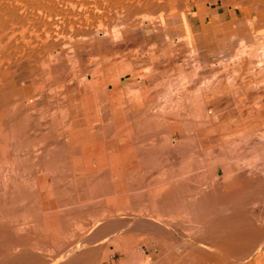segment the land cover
I'll use <instances>...</instances> for the list:
<instances>
[{
    "label": "bare ground",
    "instance_id": "obj_1",
    "mask_svg": "<svg viewBox=\"0 0 264 264\" xmlns=\"http://www.w3.org/2000/svg\"><path fill=\"white\" fill-rule=\"evenodd\" d=\"M20 2L18 4L16 0H0V264H30L32 258L33 261L35 260L34 256L38 257V254L47 251L50 245L57 246L55 251L57 248L68 247L69 241L67 242L66 238L68 236L72 239L77 237L75 228L79 223H81V226L79 225L81 228L84 225L82 228L84 231L90 223L98 222L95 228L97 232L94 231L96 234L92 233L90 237L96 240L98 236L99 239L109 240L113 238L108 237L110 230L119 225L118 220L111 217V213L127 208L133 211L132 214H137V211L140 213L144 203L152 207L154 212L157 211L160 217L167 215L166 218L168 216L171 218L180 208L188 213L186 215L190 218L187 216L186 219H190L189 222H191L187 221L186 225L191 224V226L187 228L186 225L183 226L196 242L194 247H189L191 251L187 248L190 251L186 259L189 264H252L260 260L259 252L264 247V222H261L258 216L253 215V209L249 210L247 207H251L250 204L253 202L254 208L257 204L264 203L263 177L260 179L264 171L259 170L260 175L258 174L257 177L255 174L257 175L258 172L252 165L253 161L248 163L254 168L251 169L256 171L254 179L250 175L252 170L244 169H248V166L244 167L243 163L250 160H242L243 163L240 162V165H244V168L240 170L238 165L239 169L235 170L237 173L240 171L241 182L239 183L242 185L240 186L237 181V184L230 186L233 190L225 189V183L221 181L222 175L224 172L228 175L233 174L232 168L224 171L223 150L225 151L228 145L220 144L202 149L199 142L198 146H194L195 140L193 139L198 138L195 126H198L199 122L197 121L195 125L191 122L192 120L190 122L195 128L191 131H195L193 133L196 134V138L192 137L193 142H191L189 137L193 133L189 134L191 133L189 132L186 140L181 139L186 135L176 132V126L164 124L161 118L162 116L168 117L169 108L171 111L176 108L177 102L174 99V102L170 99V103H176L172 105L174 108L169 107L171 104L168 103V99V102L165 101L164 96L163 100L165 99L167 107L164 106L165 103H161L163 105L160 106V102V105H157V102L154 104L158 108L156 106L145 109L146 106L140 104H135L131 108L126 106L124 101L130 91L119 83L117 70L110 64L101 68H95L93 65L87 66L85 62L88 60L81 55L85 42L83 44H80L79 40L75 42L72 34L69 35L73 37L72 39L67 36L75 43L72 46L74 56L70 55L69 58L64 57L68 53L64 56L58 54L57 58L56 55L53 56L54 52H58L61 43L51 37V29H46L45 21H41L40 25L34 28L35 30L32 28L38 34L34 38L33 35H29L27 40L25 36L30 32V20L39 18L33 14L36 8L34 4L42 0H26L28 5L29 2H35L29 5L30 8L25 7L26 3L21 8ZM13 3H17L20 7L14 6ZM42 26L43 29L40 30ZM68 29L72 27L69 26ZM53 30L56 28L53 27ZM17 34L18 38L20 34L22 42L15 38ZM64 39L66 41V37ZM95 45L98 47L99 44L95 43ZM68 47L71 46L68 45ZM68 47L65 46V48ZM109 52V50L105 51L107 63H111L109 57L111 52ZM92 66L94 68H91ZM149 70L154 71L153 68ZM134 72L132 73L134 76L138 74ZM86 73H89L88 77ZM173 80H176L175 77ZM171 85L174 87V83ZM189 88L186 87V89ZM187 92L185 91L186 94ZM182 99L184 97L179 100L183 101ZM206 101L200 108L202 109L201 116L207 117L210 128L204 134L208 138L213 134L215 139L219 128L222 127L221 122L217 120L221 112L220 101L212 99ZM179 103H182L181 107L184 104ZM189 104L190 102L184 105L182 107L184 110L180 111L186 112L185 107ZM194 105L199 106L200 104L198 105V102L194 100ZM195 106L192 110H195ZM189 109L187 108L188 115L184 112L187 116L191 113ZM197 111L200 110L197 109ZM232 115L227 114L223 123L231 124ZM130 118L134 120L129 125L133 129H126L124 125ZM195 119H197L196 116ZM190 122L186 123L187 126ZM158 123H163V125H158ZM166 123L169 124L167 120ZM164 132L169 135L165 134V137ZM175 136L181 139L178 147L175 144L177 141H173ZM170 149L173 150L170 151ZM175 150L182 154L179 155L183 161L179 163H183V166L189 169L186 168L187 170L183 171L181 170L183 166H181L178 167L181 172L177 173L178 169L176 170L175 164H178L176 161L178 162L180 157L177 154V160L174 157L176 155H172ZM183 151L187 154L191 153L187 155ZM227 151L228 149L226 153H229ZM201 155H204L205 159L212 160L207 163ZM254 155H256L255 152ZM233 156L235 157V153ZM197 157L198 160H203L208 164L209 171L204 170L206 164L197 166V163L200 164L197 162ZM238 157L243 158L241 154ZM252 157H254L253 154ZM234 159L237 160V158ZM258 161L259 159L254 165ZM191 165H196L197 167L194 166V168L199 170L203 167L204 173L202 170L200 171L202 173L197 171L200 176L210 174L207 176L208 179H201L202 187L200 184L197 185V182L195 183L196 180L198 181L196 175L193 174L196 169L191 174ZM210 171L218 173H208ZM186 172L190 175L184 178L183 173L186 174ZM154 173H158L159 176H154ZM178 175L183 178L179 179ZM238 186L240 187L234 188ZM260 206L263 207V204ZM127 210L124 212L126 213ZM149 211H151L150 208L146 213ZM154 214L156 218H150ZM154 214L149 215L150 217L140 215L139 218L135 216L137 217L135 219L127 218L132 220L130 227L134 230L151 229L152 235L155 232L157 234L175 232V228L162 224V217L159 219L160 217ZM176 217L178 218V215ZM164 220L165 223L170 221L169 219ZM172 220L176 221L174 218ZM130 222L126 224L129 225ZM75 223H77L76 227H72ZM124 224H120L121 227L125 226ZM93 243L92 240L91 242L79 241L77 245L72 244L62 253L61 262L69 259L70 261L65 264H86L96 252V248L91 247ZM187 249L185 247L182 251H187Z\"/></svg>",
    "mask_w": 264,
    "mask_h": 264
},
{
    "label": "rangeland",
    "instance_id": "obj_2",
    "mask_svg": "<svg viewBox=\"0 0 264 264\" xmlns=\"http://www.w3.org/2000/svg\"><path fill=\"white\" fill-rule=\"evenodd\" d=\"M25 1L21 0L20 2V0L18 1L16 0L18 4L20 2L21 8L23 5H25L24 4L26 3ZM32 1H40V0H32ZM17 3L16 4L13 3L14 6L16 5L20 7ZM29 3L33 5V3L35 2H29ZM29 5L27 2L25 7L30 8ZM34 5H36V8L34 9L35 13L33 14H35L36 18L38 17L39 18L38 20H35V18L30 20L32 22V23L30 22V32L26 33L27 36H25V38L28 40L30 37L29 35L31 36L33 35L32 37L34 38L35 35L38 34L37 32L34 31L35 30L34 28H37L40 25L41 21H45L46 25L48 26V27L46 26V29L47 30L51 29L50 31L51 34L49 33L51 37L55 40H58L61 43V46L59 47L58 52L53 53V56L56 55V58L59 57V55L61 56V54H63L64 56L67 53H68L67 56H64L65 58H69L70 55L74 56L73 55L74 51H72V46L75 44L74 41L78 42L79 40L80 44H83L85 42L86 44L84 43V47H83L84 49L83 50L80 49V50L82 51L81 53L82 57L88 60L85 62L87 66L93 65L95 68H101L102 66L104 67V65H109V64L113 65V67L117 70L116 73L119 74L118 75L119 83L124 85L125 87L131 82H135V83L139 82L138 83L139 85H137L139 91L131 92L132 91L131 89L133 87L132 85H130L128 88L126 87V89L130 91L129 94L125 98L126 102L124 101V103H126L125 104L126 106L131 108L135 104L142 105L143 100L146 101L148 99L147 93L145 92L146 93L145 96H138L137 92L139 93L140 89L147 90L148 88L152 89L151 91L152 96L155 97L156 99L155 101H152L151 105L153 107H156L157 105H160L161 103L163 104L165 103L164 104L165 106L166 102L169 101L168 103H170L171 100L172 102H174L175 100V102H177V106L180 104L182 105V103H179V102L184 103L187 100L186 98H188L186 103L188 104L190 102L191 104L192 102L191 104L192 106L190 104L189 105L192 108H194V106L197 104L195 103L194 105V100L195 102L197 101L198 105L200 104L199 106H195L196 107L195 112H197L196 113L197 119H195V117L190 118V116H187L188 118L186 119L185 117H182V120L183 118L185 120L191 119L192 122L196 121V124L199 122L197 124L198 126H196V132H195L197 134L195 135L198 136V138H196L193 132H192L193 134L189 133V134H192L191 136L189 135L191 142L195 140V143L193 142L194 146H198L199 142H200L199 146L201 145L202 149H207V148H210L211 146H216L220 144H222L223 146H227V145L229 146L227 148L228 149L227 152L229 153H226L227 149L225 151L223 150V164H224V171L226 170L228 171L229 168H232L233 174L232 175L229 174L230 175L229 176L228 173L226 172L228 176L226 175V177H224V175H222L221 181L225 183V189L230 188V186H234L235 184H237V181L238 183L239 181L241 182L240 171L239 173L235 171L236 169H239V166H240V170L241 168L243 169L244 167L248 166L247 167L248 169L244 168L246 171H248L249 168L250 170L254 169L253 167L255 166L256 167L255 170L258 172L257 175L255 174L256 171L254 172V170H252L253 175L250 174L254 179H255L254 174L255 176L258 177L259 170L260 172L261 170L264 171L262 169L264 168V0H47V2L46 0L45 1L42 0V2H38V4L35 3ZM21 8H17V9L22 10ZM204 13H209V18L212 19L211 21H213V26L216 27L217 37L220 39H224V41H227L226 43H228L226 46L221 45V44L217 45V49L222 50L224 52L225 50L237 48V51L238 49L240 50V53L242 55L240 56L243 60V62L241 61V64H238V66H236V69H234L237 71L236 72L237 76L228 77L224 79L219 78V83L216 78L219 75H215L216 77L208 78L209 83L203 84L204 86L202 85V90H207L208 98H205L204 93H200V94L198 93L196 95L191 94L190 90L186 89V87L189 88V86L187 85L184 86L183 84L184 82L182 80L185 79L184 77L180 81L181 79L180 76H182L180 71L186 72V71L193 69L196 66H199V57L200 56L202 57L203 52L205 51L204 44H203L204 38L202 39V41L199 40L193 32L194 18H197L198 15L204 14ZM47 18L49 19V21ZM27 22H29V20ZM77 24L79 26L76 27ZM69 26L70 28L72 27V29H68ZM53 27L56 28V30H53ZM32 28L34 30H32ZM42 29H43V26L41 27L40 30ZM54 32H55V35H54ZM64 35H66L65 36L66 41L64 39L65 37L62 38V36ZM69 35L74 37V38L72 37L74 41H71L70 39H68V37L71 38V36ZM19 37L20 38H18V34L15 35L16 39L21 40L22 38L20 34H19ZM20 42H22V40ZM95 43L97 45L99 44L98 47H95L96 46ZM229 43H231V45ZM67 44L70 45L71 47H68ZM63 45H64V48L65 46H67L68 48H65L66 49L65 50L62 47ZM85 45L87 46L85 47ZM91 45L94 47H92ZM94 48L95 50H93ZM97 48H100V49L98 50ZM62 50L66 53H64ZM106 50H109L111 52V53L109 52L111 54V55L109 54L110 55L109 57L111 58V63H107L105 60ZM222 55L226 56V54L225 55L221 53L218 54V56L223 57ZM93 58H95L96 60L95 59L93 60ZM97 61L99 62L97 63ZM93 66L91 68H94ZM150 67L153 68L154 71L149 70L151 69ZM224 68L227 69L225 65L219 66L218 67V69H220L219 72L221 70H225ZM132 69L136 71V73H138L140 76L138 74L134 76L132 74L134 72ZM232 70L233 69H231V71ZM228 72H230V70H228L226 73ZM143 73L144 75H142ZM88 76H89V73H86V77ZM174 77L176 80H173ZM170 79H172L173 82L170 81ZM157 81L158 82L160 81V82L158 83ZM173 83H174L175 88L171 85ZM178 86L179 88L177 89ZM170 88L171 90H169ZM176 90H178L179 92L177 91L178 92L177 93ZM183 90H185L186 92L188 90L189 92H187L186 94L185 91ZM189 95H191V97ZM163 96L166 97L165 98L166 100L164 99L166 102L163 100L164 98ZM183 97H184V99H182L183 101L179 100L180 98H183ZM192 97H196V98L193 99ZM190 98L191 100L192 99L193 100L192 101L189 100ZM197 98L198 100H196ZM159 99H162V100H159ZM176 99L178 100L176 101ZM208 99L220 101L221 112L219 114L222 116L219 115L217 120L221 122L222 127L219 128V132H217L218 134L216 133L217 135H215L216 136L215 139H214L213 134L212 136L209 135V138L207 135L204 134L206 133V130L207 131L209 130L210 124H209V121L207 120V117L201 116L202 109L200 108L202 107L203 102H207L206 100ZM200 101L201 103H199ZM156 102L158 104L154 105ZM172 102L170 103L171 105L169 107H171L173 104H176ZM129 103H132V104H129ZM163 104H161L160 106H162ZM181 105L178 107L175 105L177 109L176 108L173 109L174 111L173 110L171 111L170 108L167 110L170 112H167L168 117H165L164 124L170 125L175 121V119L179 120L178 117L176 118V115L180 112L182 113L185 112V111H180L183 109L182 107H184V106L181 107ZM171 108H174V107L172 106ZM197 109L200 111H197ZM191 113L193 114V111ZM198 113H200L199 115L200 117L198 116ZM229 113L233 114L231 117V124H227V123L224 124L223 121L226 115ZM208 119L210 120V118ZM166 120L169 122V124L166 123ZM160 124L163 125V123H160ZM123 125H124V122H123ZM129 125H130V119L127 121V123H125L124 128L126 127V129H130ZM162 129L163 128L161 127V130ZM165 134L169 135L168 133L164 132L165 137H166ZM187 136L188 135L185 136V140L188 138ZM192 137H195L197 140H200V141H197L196 139L192 140ZM181 139H177V136L173 137V141H177L175 142L177 147ZM196 142L198 143L196 144ZM233 145H236V146L233 147ZM236 148H237V151H236ZM238 148L240 151L238 150ZM230 149L233 150L232 151L233 155L235 153V157L231 155L232 152ZM171 150L173 149H170V151ZM178 150L179 152H181L180 149ZM178 150L173 151L174 153L172 152L173 156L176 155L174 156L175 159H177L178 155L181 154L177 152ZM187 150H185V152H187ZM185 152L184 154H187ZM254 152L256 153V155H254ZM189 153L191 152H188L187 155H189ZM236 154L238 156L241 154L243 158L236 156ZM247 154H251V155H247ZM252 154L254 157H252ZM181 155H179V157ZM187 155L186 156L184 155V156L187 157ZM245 155L246 157H244ZM201 156L203 157L202 158L203 160L207 161V163H209L208 161L212 160V159L209 160V158L205 159L204 155H201ZM201 156L199 158H201ZM256 156L259 158H257ZM232 157L237 158V160L236 159L233 160ZM238 159H240L241 161ZM246 159L250 161L247 162ZM258 159H259L258 163L260 165L258 163H256V165H259L262 168L254 165ZM203 160H201L202 161L201 162L200 160H198V157H197V162H200V164L197 163V166L198 165L202 166L201 164H206L207 166L204 165L206 166L204 170L209 171L208 164L205 163V161ZM242 160H245L246 163L245 162L243 163ZM180 161H183L181 160V157H180V160H178V162L176 161V163L178 164H175L176 170L178 169L177 173L181 172L179 170L180 168L178 167L183 166V163L182 164L179 163ZM252 161L254 163V164L251 163L253 167H251L252 165L250 166V164L248 165V163ZM236 162H238V164ZM240 162L245 164V166L244 165H243L244 167L241 166ZM235 163L237 165H235ZM194 166L193 165L190 166L193 168V169L190 168L191 169L190 173L192 174V171L196 169V171H193V174H195L196 178L198 179V181L196 180L195 183L197 182L196 184L197 185L200 184L202 187L203 185H202L201 179L202 180L208 179L207 176H209L210 174H206L205 176H200V173H202L200 171L201 170L203 171V167L202 169L199 170L197 168H194ZM184 167L185 166H183L182 167L183 169L181 168V170L184 171V170L189 169L187 167L185 168ZM197 171L200 173L198 174ZM204 172L205 171H203V173ZM211 172L212 171L208 173H211ZM190 173L188 172L189 175ZM215 173H218V172L216 171L214 172V174ZM188 174L187 172L186 174L183 173L184 178ZM153 175L156 177L159 176L158 173L157 174L154 173ZM180 175H178V178L179 179L183 178V176H180ZM260 179H262V182H264V174L263 176H261ZM239 185L241 186L242 183H239ZM240 186L234 187V188L237 189ZM230 190H233V187H231ZM253 203L250 204L251 207L248 206L247 208L249 210L253 209L254 210L253 215L255 217L258 216L259 217L258 219H260L261 222H264V212H262L264 211V203L257 204L255 208L254 206H252ZM144 204L145 205L141 206V208L143 207L142 209L144 210L141 211L142 210L141 209L140 213L137 211V214L139 213L138 215L136 213L132 214L133 211L132 210L130 211L129 209L127 210V208L122 209L123 211H120V212L114 211L111 213V217H114V219L118 220L117 222H119V225L115 229L110 230V233H109L110 235L108 234L109 235L108 237H113V238L109 240H106V239L102 240V238L99 239V237L96 236V240H97L96 241L95 238L93 239L90 236H92L93 234L94 235L96 234L97 231L95 228H97L98 222L97 223L94 222L95 224L90 223L86 227V229L84 228V231L82 230L84 225L81 228L80 227L81 223H79L78 224L79 228L78 227L75 228L76 230L75 233L77 237L76 238L74 237L75 239L70 238V236L66 238L67 242L69 241L68 247L65 246L59 249L57 248V250L55 251L57 246L54 247V245H50L47 251L41 254H38L39 258L37 257V255L34 256L35 260L33 261V258H32L31 263H34V262H35L34 264H58V263L65 264V262L68 263V261H70L69 259L61 262L62 253L64 252L66 248H69L74 243H76L75 245H77L79 241L80 242L82 241L91 242L93 240L94 243H93V246L91 247H95L96 252L94 253L93 257H91V260H90L91 262L89 261L86 264L88 263L90 264H93V263L94 264H181V263L187 264L188 261L186 259L188 258V254L191 251L189 247L191 246L194 247L195 246L194 244H196L194 239H192L191 237V233L186 231L187 230L186 228L188 226L189 227L191 226V224L188 226L186 225L187 221L189 222L190 220V219H186L187 216L188 218H190L189 215H186L188 213H186L183 208H180L179 211H177V213L171 217L172 219L174 218L176 220V221L174 220L175 222H173V220L169 216L168 218H166L167 215L161 216L162 217L161 219V217L157 214L158 213L157 211L154 212V209L152 207H148V204L146 205V203ZM262 204H263V207L260 206ZM148 208H150L152 212L149 211L146 213ZM139 209L140 207L138 208V210ZM124 210H127L126 213H128L130 216L126 214ZM121 212H123L122 216H120ZM178 212L180 213L178 214ZM251 212L252 211H250V213ZM152 213L153 214L156 213L157 216L160 217L158 218L162 220V221L160 220L162 224L175 228L174 229L175 232L174 231L171 232L170 233L172 234L171 236L168 233L163 234L159 232L163 236L162 237L160 234H157L156 232L154 233V235H152L153 231L151 229L146 230L145 228H142L143 230L142 229L134 230V228L130 227L132 225L131 223L132 220H130V218L135 219L140 215L143 217L145 216L150 217ZM154 215H152L150 218L153 217L152 219H155L156 215L155 216ZM177 215H178L179 220L176 217ZM131 216H134V217H131ZM123 217L124 218L126 217L125 219H127L129 222L131 221L129 225L126 224L128 223V221L125 220ZM127 217H130V218H127ZM183 217H185V219ZM117 218H120V219H117ZM158 218L157 220L159 221ZM164 219H166V221L167 219L169 220L171 219V220L168 221L169 223L168 222L165 223ZM122 222L123 224L125 223L124 225L126 227L125 226L121 227V225H123ZM76 225L77 223H75V225L73 224L72 227H76ZM183 225L184 226L186 225L185 226L186 228ZM128 227H130L131 230L130 228L128 229ZM77 229H81V230H77ZM122 230H124V232ZM150 231L152 232V234ZM120 233L121 235H119ZM168 235L170 237H168ZM166 236L167 238H170L171 240L169 239L170 240L169 241L166 238ZM103 241H104V244H103ZM185 247L186 249L188 248L190 251L188 249L187 251L185 250L182 251L183 248ZM99 248L101 251L99 250ZM104 253L106 254L105 259H107L105 262L101 261L102 256H100L101 254H104ZM259 253L261 254L259 258L260 260H257L253 262L252 264H264V247L263 249H261V252ZM142 256H145L146 260L145 261L142 260V262L139 263V260H141ZM94 257H96V259ZM115 257H116V260H114ZM111 259L114 261H112ZM230 261L231 260L229 259V263L232 262Z\"/></svg>",
    "mask_w": 264,
    "mask_h": 264
},
{
    "label": "crops",
    "instance_id": "obj_3",
    "mask_svg": "<svg viewBox=\"0 0 264 264\" xmlns=\"http://www.w3.org/2000/svg\"><path fill=\"white\" fill-rule=\"evenodd\" d=\"M211 20L212 19L209 18V13L200 14V15H198L197 18H194V20H193V27H194L193 28V32H194V34L196 35V37L199 40L202 41V39L204 38L203 44H204L205 51L203 52L202 57L201 56L199 57V66H196L193 69H191L189 71H186V72L185 71L184 72L180 71V73L182 74V76H180L181 77L180 80H182L183 77L185 78L184 79L185 81H184L183 84L185 85V83L187 82L186 85L190 87L189 90L191 91V94H195L196 95V94H198V92L199 93H204L205 98H208V93H207V90H202V85L206 84V83H209L208 82V78L216 77L215 75H219L218 77H216L217 81L219 83V78L224 79V78H228V77L237 76V73H236L237 71L234 70V69H236V66H238V64H241V61L243 62V60L241 58L242 55H241L239 49L237 51V48H234V49L225 50L224 52L222 50H218L217 49V45L221 44V45L226 46L228 43H226L227 41H224V39H220V38L217 37L216 27L213 26V21H211ZM229 44L231 45V43H229ZM200 48H202V47H200ZM220 53L224 54V55L226 54L227 57L223 56V55H222L223 57L218 56V54H220ZM167 60H169V59H167ZM167 60H165V61H167ZM224 65L227 67V69L224 68L225 70H221L219 72L220 69H218V67L219 66H224ZM231 69H233V70L231 71ZM228 70H230V72L226 73ZM219 73H221V74H219ZM134 83L135 82H131V83H129L126 86L127 88L130 85L133 86L132 89H131L132 90L131 92L139 91L138 87H137V85H139L138 84L139 82L138 83L136 82L135 84ZM151 91H152V89L148 88L147 90L140 89V92L139 93L137 92L138 96H145L146 93H147L148 99L147 100L145 99L146 101L143 100V103H142V105L146 106L145 109H147V107H152L153 108V106L151 105L152 101L156 100L155 97L152 96ZM210 92H211V90H210ZM134 98H136V97H134ZM125 102H126V99H125ZM186 104L187 103H184L183 106L184 105L186 106ZM189 106L185 107L186 108V112H185L186 114H187V111H188L187 108L189 109ZM191 110H192V107L189 109V111L190 112L194 111V116H193L192 113H190L191 115L189 114V116L190 117L191 116L195 117L196 116L195 115L196 108H195V110H192V111ZM135 111H132V112L134 113ZM185 113H183V114L186 115ZM183 114H181V112L178 113L177 114L178 116L176 115V118L178 117L179 120L175 119V121L171 125L173 127L176 126V130H177L176 132L183 133L184 135H187L189 132H191V133L195 132L196 130L195 131H193V130L191 131V129L196 127V126L194 127V124L196 125V122L194 121V124H191V122H192L191 119L187 121V120H185L183 118V120H182V117L187 118L186 116L188 115L187 114L186 116H184ZM161 118L163 120H165V117L162 116ZM133 121L134 120L130 118V124ZM161 122H163V121H161ZM187 122H190V123H188V126L186 124ZM159 124L160 123H158V125ZM190 124H191V126H190ZM130 129H133V127H130ZM182 139L184 140L185 137L182 138ZM134 163H135V161H134ZM226 174L227 173L224 172V175H226ZM114 246H115V244H114ZM145 253H144V255H145ZM100 256H102L101 260L103 262H105L107 260V259H105L106 258V254L105 253L101 254ZM114 260H116V257H115ZM114 260H112V261H114ZM142 260H144V261L146 260L145 256L141 257V260H139V263L142 262Z\"/></svg>",
    "mask_w": 264,
    "mask_h": 264
}]
</instances>
